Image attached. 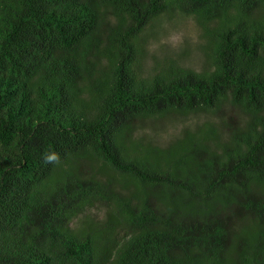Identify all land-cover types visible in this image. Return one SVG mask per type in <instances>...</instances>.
<instances>
[{
  "label": "trees",
  "instance_id": "16d2710c",
  "mask_svg": "<svg viewBox=\"0 0 264 264\" xmlns=\"http://www.w3.org/2000/svg\"><path fill=\"white\" fill-rule=\"evenodd\" d=\"M176 13L211 67L144 75L142 34ZM211 110L168 146L134 136ZM0 264H264V0H0Z\"/></svg>",
  "mask_w": 264,
  "mask_h": 264
},
{
  "label": "rangeland",
  "instance_id": "374dc122",
  "mask_svg": "<svg viewBox=\"0 0 264 264\" xmlns=\"http://www.w3.org/2000/svg\"><path fill=\"white\" fill-rule=\"evenodd\" d=\"M204 29L199 26L191 16L182 14H165L155 23L148 26L142 34L146 54L143 58L144 75L157 72L171 62L198 71L210 68L207 54ZM231 109L228 114L236 115L238 112ZM196 111L186 114L171 112L167 115L144 117L138 120L134 136L142 138L161 146H168L174 139L183 136L186 131L197 132L201 125L216 122L219 112ZM197 135V134H196ZM85 163V162H84ZM84 175L98 176L107 179V173H99L97 165L86 163ZM87 171V172H86ZM118 179L117 187L121 190L123 181ZM126 192V191H125ZM110 208L102 202H96L85 209H80L72 219L70 227L74 232L87 231L90 223H101L106 220ZM121 229V227H120ZM124 232L123 229H121Z\"/></svg>",
  "mask_w": 264,
  "mask_h": 264
},
{
  "label": "clouds",
  "instance_id": "9594fccd",
  "mask_svg": "<svg viewBox=\"0 0 264 264\" xmlns=\"http://www.w3.org/2000/svg\"><path fill=\"white\" fill-rule=\"evenodd\" d=\"M45 163H54V162H59V157L58 154L56 153H51V154H47L44 157Z\"/></svg>",
  "mask_w": 264,
  "mask_h": 264
}]
</instances>
